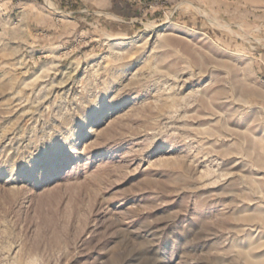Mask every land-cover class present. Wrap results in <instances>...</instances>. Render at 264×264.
Segmentation results:
<instances>
[{"label":"rangeland","instance_id":"rangeland-1","mask_svg":"<svg viewBox=\"0 0 264 264\" xmlns=\"http://www.w3.org/2000/svg\"><path fill=\"white\" fill-rule=\"evenodd\" d=\"M263 66L264 0H0V264H264Z\"/></svg>","mask_w":264,"mask_h":264},{"label":"crops","instance_id":"crops-1","mask_svg":"<svg viewBox=\"0 0 264 264\" xmlns=\"http://www.w3.org/2000/svg\"><path fill=\"white\" fill-rule=\"evenodd\" d=\"M61 4H62V6H63L64 8H66L65 5H64V3L61 2ZM24 5H25V6H21V7H24L23 9H25V8H26V9H30L31 11L40 8V7H38L37 2H35V1H31V2H29V3H25ZM21 9H22V8H21ZM52 15H53V13L51 12V17H52ZM53 16H54V15H53ZM263 71H264V66L262 67V71H261V72H263Z\"/></svg>","mask_w":264,"mask_h":264}]
</instances>
